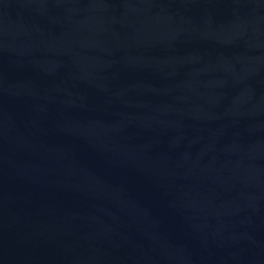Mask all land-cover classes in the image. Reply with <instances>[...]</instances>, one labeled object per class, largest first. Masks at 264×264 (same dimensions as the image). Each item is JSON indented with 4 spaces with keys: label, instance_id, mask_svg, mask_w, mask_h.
I'll use <instances>...</instances> for the list:
<instances>
[{
    "label": "water",
    "instance_id": "95a60500",
    "mask_svg": "<svg viewBox=\"0 0 264 264\" xmlns=\"http://www.w3.org/2000/svg\"><path fill=\"white\" fill-rule=\"evenodd\" d=\"M0 264H264V0H0Z\"/></svg>",
    "mask_w": 264,
    "mask_h": 264
}]
</instances>
